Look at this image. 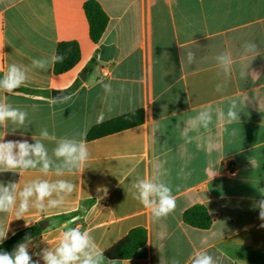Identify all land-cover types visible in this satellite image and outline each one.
<instances>
[{
	"label": "crops",
	"instance_id": "obj_1",
	"mask_svg": "<svg viewBox=\"0 0 264 264\" xmlns=\"http://www.w3.org/2000/svg\"><path fill=\"white\" fill-rule=\"evenodd\" d=\"M85 1L0 0V75L13 65L25 75L22 90H0V103L27 113L23 125L0 124V139L40 141L50 163L47 173L39 163L2 171L0 185H17V203L34 179L75 185L70 195L54 191L45 199L47 206L64 197L58 209H31L20 219L0 213V225L8 239L79 211L61 223L48 221L7 252L26 243L34 264H44L43 252L70 228L88 231L103 252L139 226L144 246L128 259L104 257V264H193L198 255L213 264H264V0H95L108 16L97 43L89 37ZM62 41L77 42L80 57L54 74ZM51 91L65 94L53 99ZM233 101L239 119L229 123ZM138 111L121 128L103 127L107 133L86 138L93 127ZM201 112L211 116L206 128ZM63 141L83 143L87 162L69 170L54 155ZM141 179L170 186L174 211L152 217L136 198L133 185ZM195 204L211 217L207 229L182 221Z\"/></svg>",
	"mask_w": 264,
	"mask_h": 264
},
{
	"label": "clouds",
	"instance_id": "obj_2",
	"mask_svg": "<svg viewBox=\"0 0 264 264\" xmlns=\"http://www.w3.org/2000/svg\"><path fill=\"white\" fill-rule=\"evenodd\" d=\"M249 50L254 53L255 46H249ZM59 61L63 57L57 58ZM221 60L227 58L221 57ZM39 64V62H36ZM43 67V65H40ZM25 82V75L15 65L9 67L7 74L0 78V90L8 93L20 88ZM105 87H109L105 85ZM236 102L227 112L229 123L238 121V113L233 110ZM27 113L18 108H12L0 103V124L5 121H11L18 125L25 123ZM203 127H207L211 121V116L207 112L199 114ZM103 120V116L100 117ZM43 137H48L47 130L41 132ZM212 150L215 149V143ZM54 155L57 158H63L65 165L71 170L87 162L89 158L88 148L80 143L70 141L61 142L55 149ZM42 164L41 172L47 173L50 167L47 150L44 145L37 141L35 144H29L25 141H3L0 139V172L14 171L16 169L28 170L35 168L37 164ZM59 174V170H58ZM133 187L136 189V198L142 205L151 209V215L154 218H161L169 215L175 209V198L172 195L170 186L164 183H155L150 180L141 179ZM75 185L68 180L59 179L55 182H49L46 179H34L25 184L19 191V202L17 196L13 193L17 189L16 184H10L5 187L0 185V213L10 212L15 218H24L31 209L37 212H45L51 209H58L64 203V197L60 199H49L47 206L44 201L51 197L53 192L71 194ZM138 191V195H137ZM35 201L30 204L31 197ZM260 219L264 220V201L260 203ZM73 218V222L75 221ZM264 227V224H261ZM8 235L7 226L0 225V244H2ZM44 264H104V256L101 249L94 241L88 231H81L80 228H70L60 233L57 246L51 250H45L42 256ZM0 264H34L32 257L28 252V245L20 243L12 253L0 251ZM116 264V261H111ZM193 264H213L212 257L208 255H198Z\"/></svg>",
	"mask_w": 264,
	"mask_h": 264
},
{
	"label": "trees",
	"instance_id": "obj_3",
	"mask_svg": "<svg viewBox=\"0 0 264 264\" xmlns=\"http://www.w3.org/2000/svg\"><path fill=\"white\" fill-rule=\"evenodd\" d=\"M83 11L88 22V33L92 42L97 43L101 38L107 23L108 16L103 11L99 3L95 0H86L83 3ZM63 57L59 61L58 57ZM80 51L77 42L75 41H62L58 42L55 47L54 59H53V73L61 74L71 69L79 60ZM3 76L0 75V78ZM21 89L22 88H17ZM139 114L138 112H133L128 115L120 116L118 118L112 119L108 122L101 123L93 127L88 135L87 139L94 136H99L102 133H107L108 131H100V128L113 126L114 128H121L120 125L124 120L129 119L133 115ZM120 125V126H118ZM117 126V127H116ZM79 211L70 212L67 214H59L47 218L50 224L61 223L70 219L72 216L78 214ZM182 221L198 229H207L211 224V217L209 216L206 209L199 204L192 205L185 209L181 215ZM41 228L38 223H34L32 226L26 227L14 235L6 239L2 244H0V251L7 252L10 246L16 241L27 237L33 233L40 232ZM146 242V230L143 227H133L131 228L122 238L117 240L111 246L103 251V256L110 260H121L133 257L137 250L144 246Z\"/></svg>",
	"mask_w": 264,
	"mask_h": 264
},
{
	"label": "water",
	"instance_id": "obj_4",
	"mask_svg": "<svg viewBox=\"0 0 264 264\" xmlns=\"http://www.w3.org/2000/svg\"><path fill=\"white\" fill-rule=\"evenodd\" d=\"M65 94V92L63 91H51L50 92V96L51 98L55 99V98H59L61 96H63ZM48 224V221L46 220H42L38 222V225L41 229H44Z\"/></svg>",
	"mask_w": 264,
	"mask_h": 264
},
{
	"label": "built area",
	"instance_id": "obj_5",
	"mask_svg": "<svg viewBox=\"0 0 264 264\" xmlns=\"http://www.w3.org/2000/svg\"><path fill=\"white\" fill-rule=\"evenodd\" d=\"M109 74V72H108V69L107 68H102V75L103 76H107ZM230 174H233V172H229Z\"/></svg>",
	"mask_w": 264,
	"mask_h": 264
}]
</instances>
